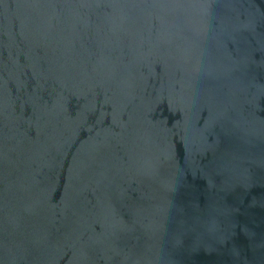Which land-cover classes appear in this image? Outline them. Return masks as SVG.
Instances as JSON below:
<instances>
[{
  "label": "water",
  "instance_id": "1",
  "mask_svg": "<svg viewBox=\"0 0 264 264\" xmlns=\"http://www.w3.org/2000/svg\"><path fill=\"white\" fill-rule=\"evenodd\" d=\"M0 264H264V0H0Z\"/></svg>",
  "mask_w": 264,
  "mask_h": 264
}]
</instances>
